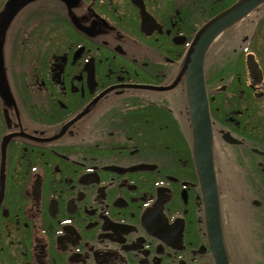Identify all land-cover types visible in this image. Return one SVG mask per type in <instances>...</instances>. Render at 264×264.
I'll return each instance as SVG.
<instances>
[{"label":"flooded vegetation","instance_id":"obj_1","mask_svg":"<svg viewBox=\"0 0 264 264\" xmlns=\"http://www.w3.org/2000/svg\"><path fill=\"white\" fill-rule=\"evenodd\" d=\"M237 1L0 0V264H264V3L204 56L214 186L182 73Z\"/></svg>","mask_w":264,"mask_h":264},{"label":"water","instance_id":"obj_2","mask_svg":"<svg viewBox=\"0 0 264 264\" xmlns=\"http://www.w3.org/2000/svg\"><path fill=\"white\" fill-rule=\"evenodd\" d=\"M264 3V0H238L207 21L196 33L186 54L182 73L186 74L187 97L192 127L195 136V162L198 172L206 177V182L214 186L210 144L208 141V114L203 83V61L205 53L223 31L239 22L253 9ZM12 5L7 14L12 15ZM11 11V14H10ZM3 20V19H2ZM1 20V21H2ZM2 29L0 28V31ZM212 208L216 211V199Z\"/></svg>","mask_w":264,"mask_h":264},{"label":"rangeland","instance_id":"obj_3","mask_svg":"<svg viewBox=\"0 0 264 264\" xmlns=\"http://www.w3.org/2000/svg\"><path fill=\"white\" fill-rule=\"evenodd\" d=\"M262 21H263V22H262ZM259 22H260V21H259ZM259 22H258V23H259ZM238 27H239V26H235V27H234L235 29H234L233 31H229V32H234L235 30L238 29ZM251 28H252V27H250V28L247 30L248 33L251 31ZM259 29H261V30H262V33L264 34V18L261 20V24H260V26H259ZM259 29L257 28V30H259ZM23 31H24V30H23ZM259 31H260V30H259ZM226 34H228V32H227ZM22 39H23V36H22ZM34 51H35V48L32 47V48L30 49V52H34ZM29 67H30V66L28 65L27 68H29Z\"/></svg>","mask_w":264,"mask_h":264},{"label":"trees","instance_id":"obj_4","mask_svg":"<svg viewBox=\"0 0 264 264\" xmlns=\"http://www.w3.org/2000/svg\"><path fill=\"white\" fill-rule=\"evenodd\" d=\"M233 1H234V0H229V1L226 0V3L223 4V5H220V7H222V6L227 7V5L231 4ZM217 10H218V8L215 7L214 10H212V12H210V13L208 14V17H211V16L215 15V14L217 13Z\"/></svg>","mask_w":264,"mask_h":264}]
</instances>
